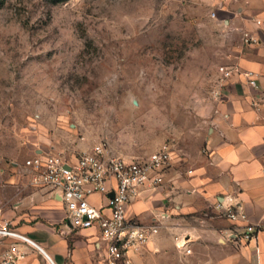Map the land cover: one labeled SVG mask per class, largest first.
Here are the masks:
<instances>
[{
    "label": "rangeland",
    "instance_id": "1",
    "mask_svg": "<svg viewBox=\"0 0 264 264\" xmlns=\"http://www.w3.org/2000/svg\"><path fill=\"white\" fill-rule=\"evenodd\" d=\"M240 41L205 0H0V218L34 150L201 151Z\"/></svg>",
    "mask_w": 264,
    "mask_h": 264
},
{
    "label": "crops",
    "instance_id": "2",
    "mask_svg": "<svg viewBox=\"0 0 264 264\" xmlns=\"http://www.w3.org/2000/svg\"><path fill=\"white\" fill-rule=\"evenodd\" d=\"M205 1L240 40L243 30L258 37L259 43L244 46L240 41L231 54V66L226 68L232 76L221 78L203 149L178 156L172 148L164 183L129 204V219L143 225L160 223L151 242L131 255L132 264H178L175 247L181 249V239L176 237L174 244L172 235L183 236L186 244L181 264H264V232L248 243L233 240L232 232L243 225L224 220L213 209L218 197L227 196L244 211L249 224L264 225V32L253 23L264 20V0ZM245 72L257 76V90L248 86ZM23 180L21 187L31 193L10 198L11 207L1 219L32 244L0 240V256L17 243L24 254L18 264H102L97 230L71 229L63 206L49 191Z\"/></svg>",
    "mask_w": 264,
    "mask_h": 264
},
{
    "label": "built area",
    "instance_id": "3",
    "mask_svg": "<svg viewBox=\"0 0 264 264\" xmlns=\"http://www.w3.org/2000/svg\"><path fill=\"white\" fill-rule=\"evenodd\" d=\"M215 17V13H211ZM264 32V20L253 21ZM244 46L259 43L258 37L240 31ZM221 78L228 79L232 71L221 68ZM248 86L257 90V76L245 72ZM255 106L256 103L252 102ZM172 146L162 144L146 159H125L112 155L99 142L90 150L71 159L58 154L34 150L21 164L23 178L35 189L48 190L64 209L65 222L73 230L95 229L103 250L102 264H132L131 255L145 247L157 235L160 223L138 224L127 217V208L144 191H154L164 183V173L171 162ZM98 197L96 201L93 198ZM213 209L221 218L242 224V230L232 232L233 240L248 243L264 225L249 224L244 211L231 198L218 197ZM0 240L32 244L25 236L12 229L8 220L0 218ZM13 243L0 256V264H18L24 258Z\"/></svg>",
    "mask_w": 264,
    "mask_h": 264
}]
</instances>
